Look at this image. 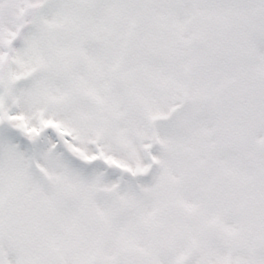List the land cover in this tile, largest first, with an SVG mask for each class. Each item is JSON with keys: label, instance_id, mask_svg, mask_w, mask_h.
I'll return each instance as SVG.
<instances>
[{"label": "snow or ice", "instance_id": "1", "mask_svg": "<svg viewBox=\"0 0 264 264\" xmlns=\"http://www.w3.org/2000/svg\"><path fill=\"white\" fill-rule=\"evenodd\" d=\"M0 264H264V0H0Z\"/></svg>", "mask_w": 264, "mask_h": 264}]
</instances>
